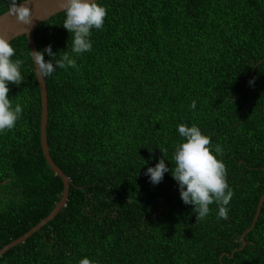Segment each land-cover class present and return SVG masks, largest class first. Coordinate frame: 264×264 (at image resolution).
<instances>
[{
  "label": "trees",
  "instance_id": "16d2710c",
  "mask_svg": "<svg viewBox=\"0 0 264 264\" xmlns=\"http://www.w3.org/2000/svg\"><path fill=\"white\" fill-rule=\"evenodd\" d=\"M101 3L107 16L92 30V50L46 78L48 141L72 180L69 200L0 264H78L85 256L96 264H264V204L235 251L264 194V0ZM64 19L62 11L37 26L39 50H71ZM11 43L24 81L10 84L9 96L24 111L0 133V249L46 218L64 192L42 148L29 39ZM180 123L197 124L224 148L234 192L227 220L213 204L197 221L171 172L155 185L145 175L161 149L172 157Z\"/></svg>",
  "mask_w": 264,
  "mask_h": 264
},
{
  "label": "clouds",
  "instance_id": "9594fccd",
  "mask_svg": "<svg viewBox=\"0 0 264 264\" xmlns=\"http://www.w3.org/2000/svg\"><path fill=\"white\" fill-rule=\"evenodd\" d=\"M30 2L31 0H7L6 14L26 25H32L34 19L39 18L33 17ZM60 7L65 13L62 26L71 36V50L56 53L51 44L39 51L32 50L31 56L40 79L52 76L57 69L76 68V57L93 48L92 30H100L105 24L107 8L101 0H60ZM45 54L50 59L45 60ZM22 64L11 40L0 34V133L13 129L24 111L23 106L20 103L14 104L9 96L10 84L19 86L24 81ZM249 83L254 84L255 78ZM196 106V101L193 100L190 108L195 110ZM177 129L180 140L173 147L172 157L166 159L167 149H161L163 157L155 166L148 167L145 175L155 185L164 179L165 173L171 172L177 181L183 203L194 206L192 211L196 214L197 221L208 217L213 204L217 206V218L227 220L228 205L234 192L228 183L223 146L212 144L210 136L195 123L191 126L180 123ZM166 160L172 162L171 168ZM78 264L96 262L85 256Z\"/></svg>",
  "mask_w": 264,
  "mask_h": 264
},
{
  "label": "water",
  "instance_id": "95a60500",
  "mask_svg": "<svg viewBox=\"0 0 264 264\" xmlns=\"http://www.w3.org/2000/svg\"><path fill=\"white\" fill-rule=\"evenodd\" d=\"M30 6L32 7V14L34 19L32 25H26L20 21H18L14 16H11L9 14L3 13L0 15V34L6 36L11 41H13L15 38L26 35L29 39L31 50L33 51H39L38 44L35 38V30L37 26L45 21L50 19L52 16L60 13L63 11V9L60 7V0H31ZM35 72L37 74V69L35 66ZM38 77V75H37ZM41 93H42V122H41V137H42V148L44 155L49 163V165L52 167L54 172L62 177L64 182V192L62 195V198L60 201L56 204L55 208L51 211V213L41 220L37 225H35L33 228H31L27 233L22 235L21 237L15 239L11 243L5 245L3 248L0 249V256L5 254L7 251H9L12 247L25 242L29 237H31L35 232H38L41 230L42 227H44L46 224H48L50 221H52L56 216L59 214V212L66 206L69 196H70V189H71V178L66 174V172L56 163V161L53 159V156L51 154V149L48 141V122H49V93H48V85L46 79L41 77V79L38 77ZM264 204V194L262 195L256 217L253 221V224L251 227H249L244 233H243V246L241 248H236L235 251L243 249L247 245L246 236L249 232L253 230V228L256 225V222L258 221L262 207ZM234 251V253H235ZM229 255V253H227Z\"/></svg>",
  "mask_w": 264,
  "mask_h": 264
}]
</instances>
